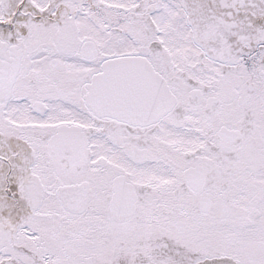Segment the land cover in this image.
I'll use <instances>...</instances> for the list:
<instances>
[{"label":"snow or ice","instance_id":"6c2138e0","mask_svg":"<svg viewBox=\"0 0 264 264\" xmlns=\"http://www.w3.org/2000/svg\"><path fill=\"white\" fill-rule=\"evenodd\" d=\"M0 264H264V0H0Z\"/></svg>","mask_w":264,"mask_h":264}]
</instances>
